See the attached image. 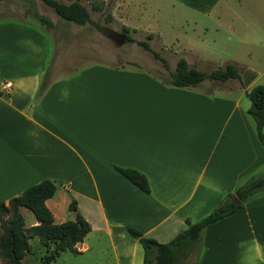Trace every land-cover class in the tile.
<instances>
[{
  "label": "crops",
  "instance_id": "0c3cea01",
  "mask_svg": "<svg viewBox=\"0 0 264 264\" xmlns=\"http://www.w3.org/2000/svg\"><path fill=\"white\" fill-rule=\"evenodd\" d=\"M114 1L116 13L137 18L127 0ZM148 1L158 16L204 18L243 48L264 43V0ZM23 24H0V202L8 204L43 180L61 181L46 204L61 224L67 219L51 204L77 203L92 228L77 245L80 256H102L108 247L114 264H144V249L129 228L169 243L187 220L205 219L264 164L263 144L252 130L244 132L249 121L240 103L204 91L209 81L169 88L155 75L101 64L64 68L53 77L56 65L77 63L64 36L56 35L54 23ZM191 40L203 38L186 32L176 39L185 46ZM117 168L144 174L150 194ZM182 264H264V192L207 227Z\"/></svg>",
  "mask_w": 264,
  "mask_h": 264
},
{
  "label": "rangeland",
  "instance_id": "374dc122",
  "mask_svg": "<svg viewBox=\"0 0 264 264\" xmlns=\"http://www.w3.org/2000/svg\"><path fill=\"white\" fill-rule=\"evenodd\" d=\"M60 1L69 3L80 1L89 10L93 22L98 24L102 30L108 31L109 35L104 34L91 24L80 27L77 24L66 22L60 19L49 6L41 5L39 0H0V24L26 23L27 25L41 26L42 23L34 17V14L39 11L41 15L57 26L56 31L60 33L56 35L61 40L62 35L64 36L65 43L68 45L65 46L69 47L70 53L74 56L77 63L64 66L56 65L54 70L51 69L53 77L64 68H66V71H77L95 64H101L113 68H124L127 71L152 74L156 76L157 82L165 87L177 88L169 83L168 78L175 72L176 63L181 57L188 60L191 67L207 73L225 64L235 63L239 67L241 80H230L224 83L209 81L203 89L204 91H214L218 97L229 99L234 97L235 101L240 103V108L245 112V116L249 121V129L244 128V132L252 130L253 136L259 140L255 122L248 113L251 102L246 92L258 85L264 86V43L243 48L226 29L216 32L212 29V23L204 22V18L156 15L151 6L153 2L148 0H127L132 14L137 16L136 19H131L130 16L125 17L124 9V11L116 13L114 0ZM94 6L100 7L101 10H94ZM128 18L130 19L128 22L129 26L125 23ZM186 19H188V22H186ZM61 28H63V31H60ZM124 28H127L128 31H125ZM194 29L197 30L196 33L193 32ZM206 29H209L208 32L205 31ZM150 32L158 35L152 34L154 37L148 42L153 50L166 59L167 69L163 67L160 61L154 58L151 52L144 50L137 43L127 42V36L135 40L147 41ZM186 32L188 37L200 36L203 41L191 40L190 46H185L184 43H177L176 39L185 36ZM252 77H254L253 82L246 84L247 81H251L249 78L252 79ZM51 80L49 78V83ZM246 87H249L247 91H245ZM239 113L240 109H238L236 115H239ZM263 175L264 164L252 168L241 179L238 188L250 180ZM55 185L58 192L61 187V181H57ZM64 193L67 196L66 200H70L68 192ZM51 205L58 216L64 215L67 221H74V218L70 216L72 212L69 203H58L57 206L52 203ZM23 216L25 217L27 228L36 220L34 214L27 208L23 209ZM31 246L32 249L26 255L22 264H42L46 249L38 238L31 240ZM104 249L105 253L102 256H99L96 251L89 252L83 256H80V253L75 254L67 251L62 253L52 264H114V258L109 252L110 249L108 247H104ZM0 264H4L2 259H0Z\"/></svg>",
  "mask_w": 264,
  "mask_h": 264
},
{
  "label": "trees",
  "instance_id": "16d2710c",
  "mask_svg": "<svg viewBox=\"0 0 264 264\" xmlns=\"http://www.w3.org/2000/svg\"><path fill=\"white\" fill-rule=\"evenodd\" d=\"M40 1L52 8L60 19L66 22L80 26L91 24L109 35L108 31L102 30L93 22L89 10L80 1L69 4L60 0ZM93 9L101 10L98 6H94ZM34 17L48 27L53 26L48 18L38 12L34 14ZM124 30L128 31L127 28ZM153 37L152 34L148 35L147 41L135 40L129 36L126 38L127 42L137 43L144 50L151 52L154 58L167 69L166 59L153 50L148 42ZM230 80H241L239 67L234 63L225 64L207 73L191 67L183 57L178 59L175 72L168 78L169 83L177 88H197L205 81L224 83ZM246 94L251 101L248 113L255 122L257 135L264 146V86L258 85ZM117 170L141 191L150 194V184L144 174L130 168H117ZM56 192L55 182L47 179L29 187L19 196L12 198L8 204L0 202V259L4 261V264H22L32 249L31 240L35 238H38L46 249L42 264H52L67 251L80 253L77 245L90 234L91 225L78 212L75 201L70 204V210L76 213V219L57 224L52 211L46 204ZM263 192L264 175L250 180L239 187L235 193L229 194L223 203L202 221L192 223L187 220V228L169 243H160L147 238L133 228H129L128 233L137 239L144 249V264H182L196 251L202 233L207 227L234 215L246 202ZM21 208L29 209L38 221V225L27 228Z\"/></svg>",
  "mask_w": 264,
  "mask_h": 264
},
{
  "label": "built area",
  "instance_id": "2783aa9c",
  "mask_svg": "<svg viewBox=\"0 0 264 264\" xmlns=\"http://www.w3.org/2000/svg\"><path fill=\"white\" fill-rule=\"evenodd\" d=\"M12 86V84L10 82L5 84V88H10Z\"/></svg>",
  "mask_w": 264,
  "mask_h": 264
}]
</instances>
